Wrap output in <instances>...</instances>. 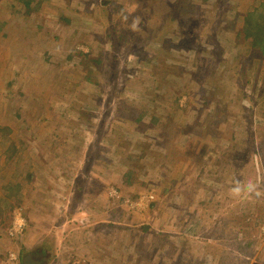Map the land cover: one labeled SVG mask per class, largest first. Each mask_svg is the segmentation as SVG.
Instances as JSON below:
<instances>
[{
	"label": "rangeland",
	"instance_id": "1",
	"mask_svg": "<svg viewBox=\"0 0 264 264\" xmlns=\"http://www.w3.org/2000/svg\"><path fill=\"white\" fill-rule=\"evenodd\" d=\"M15 1L0 0V19L14 17L1 37L0 125L22 135L34 180L0 219V255L264 264V71L240 36L253 0H192V33L159 26L166 0H112L108 14H88L97 0L81 12L44 0L33 16ZM73 47L90 55L69 60Z\"/></svg>",
	"mask_w": 264,
	"mask_h": 264
},
{
	"label": "trees",
	"instance_id": "2",
	"mask_svg": "<svg viewBox=\"0 0 264 264\" xmlns=\"http://www.w3.org/2000/svg\"><path fill=\"white\" fill-rule=\"evenodd\" d=\"M18 2L22 3V6L25 8L24 13L27 16H33L36 12L42 10V5L44 0H17ZM15 1L16 3H18ZM131 2L133 0H130ZM166 2L163 1V3H159L160 6L168 7V9L165 11L164 15H167L165 18L164 24L160 22L159 26L164 27L166 30L167 28H173L175 26V23H178V25H181L179 27L182 31H189L193 32L194 27L192 25H188L185 21L186 13L185 10H189V5H191L192 0H166ZM112 3V0H97V3L92 6V8L89 10L88 14L93 10V12H101V13H110L107 9L109 5ZM106 4V5H105ZM75 8L74 11H80L83 10V2L82 0H77L74 2ZM105 5V6H104ZM189 7V8H188ZM130 9V6H129ZM128 13V12H127ZM77 15V14H75ZM81 16L77 19L78 22L81 20ZM187 18V17H186ZM12 19H14L13 15L9 13L8 17H5L3 19H0V51L3 48V43L1 41V37L5 38L6 33H4L3 27L10 26L12 23ZM75 20V18H73ZM64 21L71 22V20L67 17L63 18ZM37 23H40V19H35ZM99 23L102 24L101 20H98ZM44 23V22H43ZM105 25H108V32H115V31H121V25L122 22L113 20H105ZM195 25V24H193ZM241 35L244 39V41L247 43V48L249 52L251 53L250 56L255 59L256 66L260 67V69L264 71V0H253V2H250L246 8V11L243 13V18L241 21ZM184 34V33H182ZM9 35V34H8ZM167 35V34H166ZM163 35V36H166ZM139 38V37H138ZM154 37H151L149 39H143L141 42H144L146 40H153ZM167 40V39H165ZM246 48V49H247ZM83 56L88 57L90 53H83L80 50H76L74 47L70 49L68 59L72 60V58L75 56ZM249 55V54H248ZM247 55V56H248ZM246 56V57H247ZM96 65L101 64L103 61L98 58L95 61ZM246 59L241 57L236 63L235 67H238V63L242 64V69H244L246 64ZM3 62L0 61V65ZM3 71L6 69V64L4 63L2 65ZM45 75L47 74L46 71H44ZM45 78V76H44ZM43 78V79H44ZM232 79V78H229ZM7 85H11L12 81L7 80ZM231 88V87H229ZM9 90V89H8ZM10 94H12V91L10 90ZM8 93L5 95V104H7V101L10 102L11 99ZM153 100V99H152ZM187 102V101H186ZM184 103L183 105L178 102V100L173 103L172 105L174 107H178L179 109H182L184 106H186L187 103ZM207 104V103H206ZM172 106V108H174ZM13 117H19V115L15 114ZM146 117L145 114L140 113L136 118V123H140L143 118ZM150 124H156L158 121L156 118L152 117L151 121H149ZM213 123V121H210L208 125ZM24 144L22 140V135H18L17 138L14 137V134H11L9 131V127L5 125H0V149L3 150L4 148L8 149V155L2 157L1 156V162H0V219L6 218L4 215L6 214V211H10L15 205H18L22 202L24 198H26L28 195H30V191L33 188L32 183L34 180L33 171H30L26 169V162L24 159L28 156V160L30 161L29 157L30 155L26 151V149L21 150V146ZM8 160V156L11 155ZM6 159V160H5ZM26 160V159H25ZM125 174L129 177L130 172ZM154 202L151 203L153 205ZM144 228H142L143 231H148L151 229V227H146V225H143ZM195 225H190L189 227L185 228L184 231L186 233H191V229L194 228ZM185 238V237H183ZM13 243V241H12ZM16 252V259L14 261H11V264H23L25 258L30 257L33 260H37L39 264H42V261L40 259H34L31 255V253L25 249L24 246H21L19 250H15ZM10 255H0V263L1 264H7L8 261H6ZM10 262V261H9ZM8 262V263H9Z\"/></svg>",
	"mask_w": 264,
	"mask_h": 264
},
{
	"label": "clouds",
	"instance_id": "3",
	"mask_svg": "<svg viewBox=\"0 0 264 264\" xmlns=\"http://www.w3.org/2000/svg\"><path fill=\"white\" fill-rule=\"evenodd\" d=\"M183 97V99H181L179 102H180V104H184L185 102H186V97H185V95H183L182 96ZM183 101H184V103H183ZM186 106H184L183 108H185ZM253 185L251 184V183H249V187L251 188ZM149 195L150 196H153L154 195V193H153V191H151L150 193H149ZM10 259H11V256H10ZM12 261H14V260H12ZM37 261V260H36Z\"/></svg>",
	"mask_w": 264,
	"mask_h": 264
},
{
	"label": "water",
	"instance_id": "4",
	"mask_svg": "<svg viewBox=\"0 0 264 264\" xmlns=\"http://www.w3.org/2000/svg\"><path fill=\"white\" fill-rule=\"evenodd\" d=\"M23 264H39L38 261L31 259L30 257L25 258Z\"/></svg>",
	"mask_w": 264,
	"mask_h": 264
},
{
	"label": "built area",
	"instance_id": "5",
	"mask_svg": "<svg viewBox=\"0 0 264 264\" xmlns=\"http://www.w3.org/2000/svg\"><path fill=\"white\" fill-rule=\"evenodd\" d=\"M11 256V260H15V257L13 255H10ZM1 264V263H0Z\"/></svg>",
	"mask_w": 264,
	"mask_h": 264
}]
</instances>
